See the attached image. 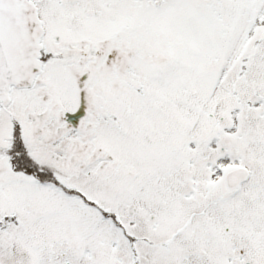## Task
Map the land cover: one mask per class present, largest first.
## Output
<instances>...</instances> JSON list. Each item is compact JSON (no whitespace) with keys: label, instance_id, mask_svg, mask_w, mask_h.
Here are the masks:
<instances>
[{"label":"snow or ice","instance_id":"snow-or-ice-1","mask_svg":"<svg viewBox=\"0 0 264 264\" xmlns=\"http://www.w3.org/2000/svg\"><path fill=\"white\" fill-rule=\"evenodd\" d=\"M0 264H264V0H0Z\"/></svg>","mask_w":264,"mask_h":264}]
</instances>
